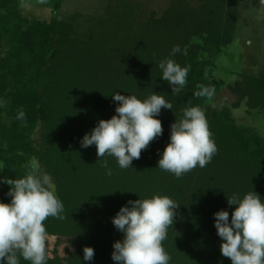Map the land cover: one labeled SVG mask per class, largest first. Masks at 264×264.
Listing matches in <instances>:
<instances>
[{
    "label": "trees",
    "instance_id": "obj_1",
    "mask_svg": "<svg viewBox=\"0 0 264 264\" xmlns=\"http://www.w3.org/2000/svg\"><path fill=\"white\" fill-rule=\"evenodd\" d=\"M23 1L0 0V200H11L5 178L24 177L33 159L51 176L64 218L43 221L54 239L45 264H117L113 243L123 233L112 217L129 200L154 194L178 205L162 241L168 264H232L221 254L214 213L226 209L230 219L236 205L228 197L234 195L255 191L264 199V134L232 113L243 101L249 112L264 110V69L231 82L215 75L246 0H169L161 12L139 0H101L92 12L63 11L64 0H52L49 21L29 17ZM175 45L180 51L173 55ZM166 59L189 68L178 92L160 77ZM201 86L213 87L214 94L195 95ZM222 88L235 102L217 108L209 100ZM115 92L140 99L155 93L172 104L158 114L162 135L124 169L114 156L98 159L95 144L81 147L86 132L115 114ZM192 106L204 111L217 151L205 167L177 178L157 161L171 124ZM85 246L94 248L91 261L83 260ZM17 257L31 264L19 250Z\"/></svg>",
    "mask_w": 264,
    "mask_h": 264
},
{
    "label": "clouds",
    "instance_id": "obj_2",
    "mask_svg": "<svg viewBox=\"0 0 264 264\" xmlns=\"http://www.w3.org/2000/svg\"><path fill=\"white\" fill-rule=\"evenodd\" d=\"M179 45L173 46L174 55ZM163 80L178 92L186 83L189 71L173 59L161 60ZM213 87L201 86L197 96L211 97ZM119 102L115 114L100 119L81 139V147L96 145L98 159L105 154L114 156L120 168L132 166L141 150L162 135L158 118L162 108L172 109L163 96L152 94L140 99L134 94H112ZM21 110L18 118H23ZM169 142L161 153L157 166L179 178L197 166L203 168L211 162L217 151L204 111L199 106L185 108L183 117L171 124ZM107 168V161L103 162ZM35 159L29 162L28 173L21 178H5L9 184L10 202L0 200V264H19L17 250L31 264H45L47 259V232L43 221L51 217L63 219V203L55 192L52 178L39 171ZM107 174L111 175L108 169ZM228 204H235L229 212L221 209L214 213V226L222 238L221 254L232 264H264V199L255 191L243 197H228ZM176 202L167 195L154 194L149 198L129 200L121 206L112 223L123 233L122 240L113 243L112 259L117 264H168L170 256L162 241L168 226L173 224ZM94 248H83V260L91 261Z\"/></svg>",
    "mask_w": 264,
    "mask_h": 264
},
{
    "label": "rangeland",
    "instance_id": "obj_3",
    "mask_svg": "<svg viewBox=\"0 0 264 264\" xmlns=\"http://www.w3.org/2000/svg\"><path fill=\"white\" fill-rule=\"evenodd\" d=\"M148 9L161 12L169 0H139ZM101 0H64L63 11L92 12L99 9ZM24 11L29 17L49 21L55 14L52 0H24ZM237 27L233 41L223 48L217 61L215 75L228 82L240 73L258 74L264 69V0H246L238 7ZM219 108L235 102V97L227 88L209 100ZM233 116L240 124L251 125L264 134V110L249 112L245 101L232 108ZM46 247H54V239H47ZM63 246L60 252L63 253Z\"/></svg>",
    "mask_w": 264,
    "mask_h": 264
}]
</instances>
